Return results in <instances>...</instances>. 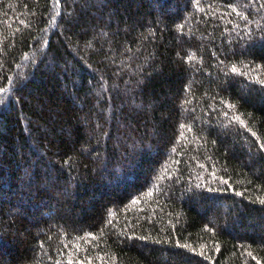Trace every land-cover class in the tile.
I'll use <instances>...</instances> for the list:
<instances>
[{"label": "trees", "instance_id": "obj_1", "mask_svg": "<svg viewBox=\"0 0 264 264\" xmlns=\"http://www.w3.org/2000/svg\"><path fill=\"white\" fill-rule=\"evenodd\" d=\"M0 264H264V0H0Z\"/></svg>", "mask_w": 264, "mask_h": 264}, {"label": "snow or ice", "instance_id": "obj_2", "mask_svg": "<svg viewBox=\"0 0 264 264\" xmlns=\"http://www.w3.org/2000/svg\"><path fill=\"white\" fill-rule=\"evenodd\" d=\"M233 71H236V69H235V68H233Z\"/></svg>", "mask_w": 264, "mask_h": 264}]
</instances>
